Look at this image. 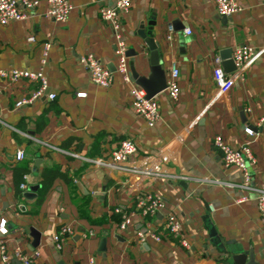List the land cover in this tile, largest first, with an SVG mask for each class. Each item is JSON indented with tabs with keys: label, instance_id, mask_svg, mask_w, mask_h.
Masks as SVG:
<instances>
[{
	"label": "crops",
	"instance_id": "obj_1",
	"mask_svg": "<svg viewBox=\"0 0 264 264\" xmlns=\"http://www.w3.org/2000/svg\"><path fill=\"white\" fill-rule=\"evenodd\" d=\"M68 1L64 22L46 18V1L38 0L25 18L0 24V70H37L48 42L43 74L47 91L54 93L52 100L16 106L37 82L0 77V214L13 264H19L12 258L15 249L37 251L33 264H235L236 253L264 264L256 192L238 187L241 171L223 167L212 145L214 137L232 148L249 143L254 159L245 166L249 184L264 191V49L251 64L230 72L223 71L220 59L236 46L264 48V0H234L240 10L229 16L218 15L213 0H132L120 28L129 71L148 75L150 50L143 35L156 46L164 78L171 64L178 69V95L171 100L163 89L156 94L159 119L150 127L132 110L127 85L116 72L108 86H100L77 61L90 53L114 70L112 32L99 18L106 2ZM168 24L172 31L166 39ZM215 58L232 76L222 94L212 77ZM244 128L255 135L248 137ZM122 140L133 143L136 166L149 167L165 156L162 176L142 178L106 167ZM17 151L23 155L19 161ZM18 168L26 170L19 198ZM42 170L58 175L40 194ZM29 187L35 191L25 200ZM146 192L160 195L163 208L153 218L134 216L119 231L113 209L131 212L135 196ZM167 213L179 220L188 247L170 236L138 244L135 232H160ZM62 226L72 234L56 251L52 238Z\"/></svg>",
	"mask_w": 264,
	"mask_h": 264
},
{
	"label": "built area",
	"instance_id": "obj_2",
	"mask_svg": "<svg viewBox=\"0 0 264 264\" xmlns=\"http://www.w3.org/2000/svg\"><path fill=\"white\" fill-rule=\"evenodd\" d=\"M46 8L44 16L54 22H64L71 9L68 0H45ZM105 5L99 8V18L105 22L111 32L114 42L115 66L114 70L110 71L102 66L99 60L93 54L80 55L77 58L78 63L85 69L89 80L100 86H108L112 81V74L116 72L123 83L127 85L128 93L131 98L130 106L132 110L141 116L147 126H153L159 119V110L156 102V95L151 97L145 96V91L138 86L132 78L126 54L125 38L121 34L120 28L122 17L127 13L132 0H104ZM38 3V0H0V24H6L12 20H20L25 18L29 11H32ZM215 10L220 16H229L230 14L240 10V6L234 0H213ZM172 31L171 25H167L166 39L170 38ZM189 34V30H185ZM29 39H32L31 37ZM49 43L45 42L42 48V57L40 66L37 70L31 71L26 69L11 68L8 70H0V77L10 82H15L20 78H25L37 82L36 88L29 94L28 97L21 98L15 102V105L26 104L38 98H47L52 100L54 93L47 91V82L43 74V66L46 63L47 50ZM264 48H254L248 45H240L233 48L230 58L234 63L235 69H241L251 64L263 51ZM178 69L174 64H171L168 69V74L165 78V86L163 92L166 96L174 100L178 95V85L176 78ZM212 77L217 88L218 94L225 93L232 85V76L226 75L221 67L220 60L215 58V65L212 68ZM77 96H82L79 92ZM264 120V117L262 118ZM245 134L248 137H253L255 134L250 128H244ZM212 145L219 151L222 166H234L242 173V182L238 186L243 190H253L256 192V208L261 218L264 227V191L254 190L249 184V175L245 169L246 164L252 165L254 159L251 154L249 143H246L238 148H232L224 144L219 137H214ZM135 154V147L130 140H122L115 150L110 153V158L107 163H103L106 167L120 170L121 172L137 175L142 178H157L162 176L161 168L167 162L165 156H157L149 167L146 164L136 166L132 163L131 158ZM23 158L22 152L17 151L14 159L19 161ZM23 182L19 185L21 191H25L26 183L25 176L22 177ZM163 208V200L157 193H141L135 196L133 210L129 213L122 211L120 208H114L113 213L119 215L120 222L118 230L124 231L130 223V219L138 216L141 219L153 218ZM8 233L6 221L0 214V264H13L11 258L6 252L5 237ZM72 231L69 226H62L52 238L53 247L59 251L66 237L70 236ZM162 236H170L177 240L178 244L187 248V243L182 238L181 226L179 220L173 213H167L162 222L160 232L154 230L135 232V239L138 244H143L147 239L155 243L161 241ZM38 257V252L33 251L29 254L21 252L19 249L13 251L12 258L19 264H33V261Z\"/></svg>",
	"mask_w": 264,
	"mask_h": 264
},
{
	"label": "water",
	"instance_id": "obj_3",
	"mask_svg": "<svg viewBox=\"0 0 264 264\" xmlns=\"http://www.w3.org/2000/svg\"><path fill=\"white\" fill-rule=\"evenodd\" d=\"M144 42L147 45V47L150 50L149 53V66H148V75L142 76L137 74L133 68L130 69L131 76L134 79V82L140 86L145 91V96L151 97L153 95H156L159 91H161L165 86V78L164 73L160 69L159 64L157 62V52H156V46L152 40L151 37H145L143 35ZM126 54L128 56V53L126 51ZM131 55H134V52H132ZM220 59H221V65L223 67L224 72H230L235 69L234 63L229 57V52L224 51L220 53ZM33 191H35V187H29L27 189V193H24L22 197L25 200H28L31 198V194ZM216 240V239H215ZM215 243L218 245V242L215 241ZM34 246V243L32 244V247ZM247 257V261L244 263V258ZM235 264H254L252 260L251 255H245L243 253H236L232 257Z\"/></svg>",
	"mask_w": 264,
	"mask_h": 264
},
{
	"label": "trees",
	"instance_id": "obj_4",
	"mask_svg": "<svg viewBox=\"0 0 264 264\" xmlns=\"http://www.w3.org/2000/svg\"><path fill=\"white\" fill-rule=\"evenodd\" d=\"M26 173V170L21 168L16 171V174L18 175L17 180H16V184H15V195L16 197H20L22 191L19 189V185L22 183V179L21 176L22 174ZM58 175V173L55 170H42L40 173V181H39V185H40V194L45 191L50 182L52 181L53 178H55ZM119 222V219L118 221Z\"/></svg>",
	"mask_w": 264,
	"mask_h": 264
}]
</instances>
